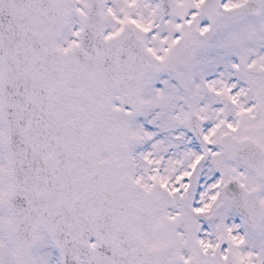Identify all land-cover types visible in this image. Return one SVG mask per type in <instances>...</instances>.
Wrapping results in <instances>:
<instances>
[{
    "label": "snow or ice",
    "instance_id": "snow-or-ice-1",
    "mask_svg": "<svg viewBox=\"0 0 264 264\" xmlns=\"http://www.w3.org/2000/svg\"><path fill=\"white\" fill-rule=\"evenodd\" d=\"M0 264H264V0H0Z\"/></svg>",
    "mask_w": 264,
    "mask_h": 264
}]
</instances>
